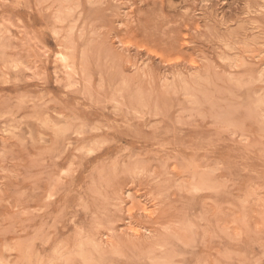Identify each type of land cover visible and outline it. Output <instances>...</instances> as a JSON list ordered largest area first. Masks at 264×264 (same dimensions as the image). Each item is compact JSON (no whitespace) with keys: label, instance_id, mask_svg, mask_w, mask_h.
Instances as JSON below:
<instances>
[{"label":"rangeland","instance_id":"374dc122","mask_svg":"<svg viewBox=\"0 0 264 264\" xmlns=\"http://www.w3.org/2000/svg\"><path fill=\"white\" fill-rule=\"evenodd\" d=\"M1 260L264 264V0H0Z\"/></svg>","mask_w":264,"mask_h":264},{"label":"bare ground","instance_id":"6f19581e","mask_svg":"<svg viewBox=\"0 0 264 264\" xmlns=\"http://www.w3.org/2000/svg\"><path fill=\"white\" fill-rule=\"evenodd\" d=\"M74 5V4H73ZM66 8V7H65ZM66 10V9H65ZM57 16V15H56ZM58 22V21H57ZM259 22V21H258ZM57 34V33H56ZM61 54H63V53H61ZM64 56H61V57H65V55L66 54H63ZM224 57V56H223ZM244 57V56H243ZM258 57V56H257ZM66 58V57H65ZM68 58V57H67ZM225 58V57H224ZM60 59V58H59ZM227 59H228V57H227ZM245 59V58H244ZM62 60H64V58H62ZM66 61V60H65ZM228 61V60H227ZM229 63V62H228ZM80 64V63H79ZM237 65H240L239 63L237 64ZM69 66V65H68ZM232 66V65H231ZM251 66V65H250ZM254 67V66H253ZM253 67H249V68H253ZM69 68H71V67H69ZM247 68V67H246ZM63 69H64V67H63ZM62 76V75H61ZM251 80V79H250ZM126 83V82H125ZM80 84V83H79ZM124 84V83H123ZM119 92V91H118ZM120 103V102H119ZM97 142V141H96ZM103 144V143H102ZM93 151V150H92ZM50 194V193H49ZM48 194V195H49ZM82 243V242H81ZM157 245V244H156ZM60 246V245H59ZM97 246V245H96ZM95 246V247H96ZM100 246V245H99ZM5 247V246H4ZM4 247H3V249H4ZM104 249V248H103ZM98 251V250H97ZM56 258H59V257H56ZM95 260V259H94ZM0 262H2V260L0 261ZM3 263H5V262H3Z\"/></svg>","mask_w":264,"mask_h":264}]
</instances>
